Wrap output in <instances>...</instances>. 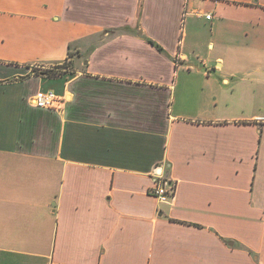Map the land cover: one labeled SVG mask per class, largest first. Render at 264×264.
<instances>
[{"label": "crops", "instance_id": "0c3cea01", "mask_svg": "<svg viewBox=\"0 0 264 264\" xmlns=\"http://www.w3.org/2000/svg\"><path fill=\"white\" fill-rule=\"evenodd\" d=\"M0 264H264V0H0Z\"/></svg>", "mask_w": 264, "mask_h": 264}, {"label": "built area", "instance_id": "2783aa9c", "mask_svg": "<svg viewBox=\"0 0 264 264\" xmlns=\"http://www.w3.org/2000/svg\"><path fill=\"white\" fill-rule=\"evenodd\" d=\"M210 15H206L209 20ZM65 98L55 95L52 91H38L32 98V105L37 109L49 111H61L64 105ZM154 186L151 189V194L161 203H167L173 197V189L167 182L162 180L161 168H155L152 173Z\"/></svg>", "mask_w": 264, "mask_h": 264}, {"label": "trees", "instance_id": "16d2710c", "mask_svg": "<svg viewBox=\"0 0 264 264\" xmlns=\"http://www.w3.org/2000/svg\"><path fill=\"white\" fill-rule=\"evenodd\" d=\"M70 56H71V54L69 53V57H70ZM63 65H64V64H63ZM63 65H61V66H63ZM61 66H60V67H61ZM56 69H57V70L53 71L52 74H53V73H56V71H58V67H56ZM50 73H51V72H50ZM53 75H54V74H53Z\"/></svg>", "mask_w": 264, "mask_h": 264}, {"label": "rangeland", "instance_id": "374dc122", "mask_svg": "<svg viewBox=\"0 0 264 264\" xmlns=\"http://www.w3.org/2000/svg\"><path fill=\"white\" fill-rule=\"evenodd\" d=\"M71 56H73L72 54H71ZM59 72L58 71H56V73H53V74H58Z\"/></svg>", "mask_w": 264, "mask_h": 264}]
</instances>
